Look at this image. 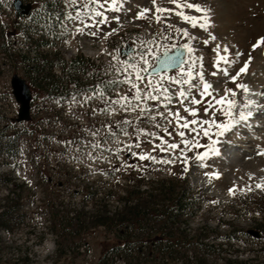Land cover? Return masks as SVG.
I'll return each instance as SVG.
<instances>
[{
  "label": "rangeland",
  "instance_id": "rangeland-1",
  "mask_svg": "<svg viewBox=\"0 0 264 264\" xmlns=\"http://www.w3.org/2000/svg\"><path fill=\"white\" fill-rule=\"evenodd\" d=\"M9 1L2 0L0 2V22L3 23L1 27L4 28L5 25H8L4 28V36L8 35L7 32L10 31L11 23L8 18L1 16V9ZM31 1L34 4L38 3V0ZM195 2L210 10L211 23L208 25V30L191 28L190 25L173 15L170 22L175 27H187L192 39L179 36L171 41H163V43L182 44L188 42L194 49L191 57L195 63L189 61L194 72L201 71L200 62L196 58L202 56L204 77L212 83L214 89H219L220 95H223L225 88H233L234 84L224 78L222 74L211 75L213 71H216L213 47L216 44L227 45L233 56L237 51L242 53L240 57L235 58L236 62L230 66V74H234L251 56L249 67L246 73L241 75L238 82H243L248 87L258 88L261 93H264V41L253 48L256 40L264 37V0H195ZM144 7H152L150 0H125L124 9L121 12L109 13L110 16L119 15L120 24L110 20L108 24L101 25L96 30L98 33L96 36L76 34L73 35L75 41L78 45L89 44L94 48L113 52L114 49L125 48L127 44L135 47L140 40L149 38L153 34H156V38L159 40V35L164 32L162 23L158 24L154 20L150 21L144 18L133 19L136 13ZM148 15L151 16V12ZM1 27L0 124L14 125L12 119H17L19 106L13 96L10 79L12 74L18 73L25 77L31 86L33 95L31 114L37 124V130L32 134L29 133L28 128L24 130L23 142L16 157H7L6 154L0 152V174L16 179L22 184L24 195L22 213L26 214L14 216L10 224V227H14L12 231L0 229V264H105L107 259H109L108 264H124L122 260L125 257V252L123 250L118 251L117 256L109 254V250L114 245V240L105 232L104 227H91L82 232L73 242H69L70 236L67 234H64L61 239L59 238V217L63 214V204L68 206L71 212L80 208L84 196L82 192L84 185L93 187L92 190L101 199L103 194L100 191L103 187L109 189L116 182L123 181L126 174L129 173H132L133 176L143 175L149 182L156 181L158 178L170 179L176 185H180L184 178L190 182L194 187V197L190 207L194 214L186 227L188 233L190 235L199 234L206 232V228L210 227L213 230L206 233L209 235L206 237V241L219 247V251L210 253L206 249L201 251L207 262L231 264L228 259L250 258L260 251L263 240H256L252 236L251 238L242 234H237L236 238L226 239L224 235L229 234L233 228L236 229L238 226L244 230H257L255 228L256 222L260 221L264 215V189L255 188V183L264 178V155H257V145L264 148V113H259L255 117L259 126L251 129L245 126H237L232 131L225 133L221 140H229L232 143H235L236 140L237 143L226 148H222L219 143L217 147L220 154H213L206 159L204 163L207 167L198 166L194 152L188 153L192 159L188 162L189 167L186 173L183 172V167L179 161L172 165H164L151 161H140L137 157H132L130 153L125 152L122 155V160L112 159V166L101 162L97 163L95 167L109 171L114 167H119L124 162L133 165V167L117 171L110 180L108 174H90L87 163L77 165L69 159V156L65 154L67 149L60 141H66L76 135L84 137L83 129L85 127H98L103 123H113L124 118H131L132 114L116 112L112 115L97 113V115L92 116L93 107H103L98 101H93L83 108L73 105L70 110L66 103L68 98L53 100L39 93L44 86L36 85L34 74L28 73L27 76L24 65L21 62L12 61L10 57L12 48L8 53L3 50L1 44L3 29ZM112 28H117L118 31L105 38L104 34ZM209 33L215 35L216 40L204 45L202 41L208 39ZM18 34L17 37L15 36L17 43L14 46L15 49H18L17 47L27 49L31 57L34 56V53H38L26 47L22 34ZM62 46L64 45L61 44ZM40 50L46 51V49L41 48ZM82 51L90 52L94 56L93 51H86L85 49ZM186 55L188 54L186 53ZM98 58L104 61L105 65L110 62V57L105 53L101 52ZM52 59H58V57H52ZM32 63L36 64L33 61ZM58 70H60V66L51 69L53 73H58ZM178 73L179 69L168 72L169 75ZM120 90L123 94L127 91V86L121 85ZM197 98L199 99V96ZM56 101H64V103L57 104ZM171 107L175 110L179 105L173 104ZM181 115H185L182 110ZM220 118L218 114L217 119ZM160 123L161 128L157 132L158 136H164L169 142H179L180 138L175 132H173L172 137H169L167 133L162 131V128L167 125L163 121ZM140 126L149 131L158 129L153 128L152 124L148 122H142ZM18 127L26 129V123L14 125L9 129V132ZM131 130L129 127L130 132ZM169 131H173L170 126ZM125 139L135 141L136 137L132 136ZM200 142L204 144L207 143V140L204 138ZM139 143L140 148L133 147V151L148 152L158 159L161 157L164 159L171 158L169 153L159 150L152 151L153 147L160 144L158 138L145 139L141 136ZM228 156L234 157L229 160ZM135 165H139L141 170H138ZM147 168L148 170L145 171ZM205 172H219L220 175L219 178H213L209 181V178L204 175ZM250 175L252 176L251 180H249ZM233 184L237 186V189L251 184L252 191L244 193L237 191L235 196H230L228 189ZM142 188H149V184H143ZM7 194L8 186L3 185L0 181V202L4 201ZM210 201H218V203L213 204ZM107 202L109 208L118 205L115 199H110ZM59 240L63 243L60 248ZM45 241L49 242L47 249L45 248ZM194 250V248H189L187 253L181 255L180 258H163L160 259V262H145L144 264H180L176 259L182 260L185 264H196ZM261 257L260 260L264 261V253ZM129 261L128 264H136L133 259Z\"/></svg>",
  "mask_w": 264,
  "mask_h": 264
},
{
  "label": "snow or ice",
  "instance_id": "snow-or-ice-1",
  "mask_svg": "<svg viewBox=\"0 0 264 264\" xmlns=\"http://www.w3.org/2000/svg\"><path fill=\"white\" fill-rule=\"evenodd\" d=\"M150 2L152 7L141 8L133 19L144 18L154 20L158 24L162 23L164 32L159 35V40L156 34H153L149 38L140 40L130 53L123 52L121 48L114 49L113 52L101 49L102 53L110 57L105 75H111V78L98 81L82 93L77 90L76 94L66 101L70 110L73 105L83 108L93 101L100 102L103 107H93L92 116L97 113L112 115L116 112L132 114L131 118H124L113 123L85 127L84 137L60 141L67 149L65 154L69 156V159L77 165L87 163L90 174L107 175L108 172L95 165L102 162L112 166V159L122 160L125 152L130 153L132 157H137L140 161L164 165H172L179 161L184 173L188 171V162L192 159L188 153L194 152L198 166L207 167L204 161L213 154H220L217 145L225 133L237 126L251 127L250 119L257 113H264V104L253 99L257 95L264 97V93H256L247 84L238 82L241 75L246 73L251 56L234 74H230V66L242 53L237 51L233 56L227 45L216 44L213 47L216 71H213L211 75L222 74L234 84L233 88H225L223 95H220L219 89H214L212 83L204 77L202 56L196 58L200 62L201 71L194 72L189 63V61L195 63L191 57L194 49L188 42L163 43L179 36L192 39L187 27H175L170 22L173 15L191 28L207 31L211 23L209 9L195 0H159V3L158 0H150ZM124 5L125 0H63V11L55 14L54 21L51 16L47 19L54 26H59L62 32L96 36L98 34L96 30L101 25L108 24L110 20L120 24V16H110L109 13L121 12ZM150 12L151 16L148 15ZM69 24L72 25L71 28ZM117 31V28H112L104 36L106 38ZM215 40V35L209 33L208 39L203 40L202 43L208 45L210 41ZM262 41L264 37L257 39L253 48ZM64 43L68 44L70 41L66 39ZM175 69H179L178 74H168L169 70ZM121 85L127 86V91L123 94L120 90ZM56 103L60 104L64 101H56ZM173 104L179 107L173 110L171 107ZM181 110L185 115H181ZM201 113L202 115H199ZM218 114L220 119H217ZM160 121L167 125L162 128V131L169 137H172L175 132L180 138L179 142H169L164 136H158L156 131H149L140 126V123L148 122L153 128H161ZM169 126L173 131H169ZM129 127L132 129L131 132ZM132 136L136 137L135 141L125 139ZM141 136L145 139L158 138L160 144L153 147L152 151L169 153L171 158L158 159L148 152L133 151V147L140 148ZM204 138L207 143L202 144L200 140ZM257 148V155H264V148L259 145ZM131 167L133 165L124 162L112 170L120 171ZM135 167L141 170L139 165ZM204 175L211 181L213 178H219L220 173L205 172ZM251 179L250 175L249 180ZM28 182L31 183V181ZM255 188L264 189V178L255 183ZM237 191L250 192L252 185L248 184L237 189V186L233 184L228 189V194L235 196ZM210 203L214 204L218 201H210Z\"/></svg>",
  "mask_w": 264,
  "mask_h": 264
},
{
  "label": "trees",
  "instance_id": "trees-1",
  "mask_svg": "<svg viewBox=\"0 0 264 264\" xmlns=\"http://www.w3.org/2000/svg\"><path fill=\"white\" fill-rule=\"evenodd\" d=\"M15 59L23 62L29 60L24 57ZM34 61H36L35 67L32 71L30 69V72L34 74L37 86H44L39 93L60 100L72 96L75 90L81 87L79 81L81 69L87 65L84 58L77 57L72 60L60 57L59 59L42 58ZM55 65H59L62 69V76L58 77L52 73L51 68ZM98 81L100 80L95 76L93 84L95 85ZM72 85L76 87H71ZM12 121L14 125L21 124L14 119ZM14 125L0 124V152L11 158L19 154L24 130L28 128L30 134L37 130L34 120L28 122L26 129L18 127L9 132ZM153 131L159 132L160 128ZM78 138L80 136L76 135L68 140ZM105 171L108 172L109 180L117 172ZM0 181L8 186V194L4 201L0 202V229L12 231L14 227H10V224L14 216L26 215L22 213L23 186L16 179L3 174H0ZM145 183L149 184V188H142ZM82 188L84 196L79 209L71 212L68 206L63 204V214L59 217L60 239L67 234L70 236L69 242H73L87 229L102 226L114 240L112 248L124 249L127 262L133 259L136 264H142L163 258H180L189 248H194L196 264H213L207 262L205 255L201 254V251L205 249L209 253L219 251V247L214 243L209 244L206 241V237L209 236L206 233L213 229L208 227L206 232L190 235L186 228L194 214L190 208L194 197V187L186 178L182 179L180 185H176L170 179L158 178L156 181L149 182L143 175L133 176L129 173L123 181L116 182L109 189L103 187L100 191L103 194L101 199L90 185H84ZM110 199H115L118 205L109 208L107 201ZM184 216H186L185 219ZM255 228L259 232V237L254 239L263 240L260 251L250 258L228 259L231 264H264V261L260 260L264 253V215L260 221L256 222ZM237 234L251 237L247 230L238 226L229 234H225L224 238H236ZM58 244L59 248L63 245L60 240Z\"/></svg>",
  "mask_w": 264,
  "mask_h": 264
},
{
  "label": "water",
  "instance_id": "water-1",
  "mask_svg": "<svg viewBox=\"0 0 264 264\" xmlns=\"http://www.w3.org/2000/svg\"><path fill=\"white\" fill-rule=\"evenodd\" d=\"M13 5L20 16L29 17L30 15L29 5L24 4L22 0H14ZM132 51L133 49L131 47L123 49V52L125 53H130ZM11 84L13 88V94L15 95L16 100L20 104L17 120L27 121L30 119L31 99H32L30 87L27 84L26 79L19 76L18 74H14L12 76ZM249 233L254 236H259L258 232L255 230H249Z\"/></svg>",
  "mask_w": 264,
  "mask_h": 264
},
{
  "label": "bare ground",
  "instance_id": "bare-ground-1",
  "mask_svg": "<svg viewBox=\"0 0 264 264\" xmlns=\"http://www.w3.org/2000/svg\"><path fill=\"white\" fill-rule=\"evenodd\" d=\"M85 54L88 55V56H92V54H91L90 52H89V53H85ZM249 88H250L251 90L255 91L256 93H261V91H260L258 88H252V87H249ZM253 99H256V100L260 101L262 104H264V99H263V97H261V96H259V95L253 97ZM257 114H259V113H257ZM257 114H256V115H257ZM256 115H254V117L250 119L251 127H248V129H251L252 127L259 126V122H257V119L255 118ZM259 117H260V116H259ZM220 144L222 145V148H226V147H228L229 145H231V144H233V143H232L231 141H229V140H224V139H222V140L220 141Z\"/></svg>",
  "mask_w": 264,
  "mask_h": 264
},
{
  "label": "clouds",
  "instance_id": "clouds-1",
  "mask_svg": "<svg viewBox=\"0 0 264 264\" xmlns=\"http://www.w3.org/2000/svg\"><path fill=\"white\" fill-rule=\"evenodd\" d=\"M49 242L48 241H45V248L47 249V246H48Z\"/></svg>",
  "mask_w": 264,
  "mask_h": 264
}]
</instances>
